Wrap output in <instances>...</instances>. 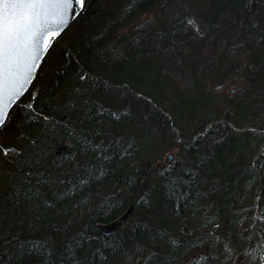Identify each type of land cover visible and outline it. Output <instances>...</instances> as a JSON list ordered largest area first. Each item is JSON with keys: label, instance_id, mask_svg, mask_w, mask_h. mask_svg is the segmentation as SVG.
<instances>
[{"label": "trees", "instance_id": "obj_1", "mask_svg": "<svg viewBox=\"0 0 264 264\" xmlns=\"http://www.w3.org/2000/svg\"><path fill=\"white\" fill-rule=\"evenodd\" d=\"M109 48L122 56L102 62L97 53ZM232 86L235 95L225 92ZM73 126L109 157L87 184L75 179L80 141L64 131ZM0 144L20 153H0V264H125L126 256L132 264L148 228L176 241L170 264L252 256L259 264L264 0H85L10 111ZM38 172L65 182L38 185ZM129 212L111 233L98 230ZM33 243L40 247L29 254Z\"/></svg>", "mask_w": 264, "mask_h": 264}, {"label": "snow or ice", "instance_id": "obj_2", "mask_svg": "<svg viewBox=\"0 0 264 264\" xmlns=\"http://www.w3.org/2000/svg\"><path fill=\"white\" fill-rule=\"evenodd\" d=\"M84 9L85 0H0V129L6 126L13 107L19 106L21 97L24 96L35 79L42 59L55 39ZM188 23H192V21L189 20ZM97 56L103 62L105 57L118 60L122 53L118 49L109 48L97 53ZM79 79L87 81L89 75L81 74ZM77 91L80 90L77 89ZM27 107L33 106L29 104ZM42 119L50 126L59 124L55 117L43 116ZM64 131L68 136H77L80 141L77 154L71 158L72 162L76 164L77 176L75 179L80 184H87L90 180L97 179L98 175H103V169L98 168L96 161L109 159V157L103 152H99L97 155L99 146H93L87 135L80 132L75 126L65 128ZM246 131L253 134L257 132L252 128L246 129ZM35 143L36 141L32 140V144ZM0 153L5 158L10 154L13 157L20 154L16 147L8 148L2 144H0ZM260 155L264 157V153ZM79 157L83 158L79 159ZM168 160L174 162L175 155H169ZM37 163L40 161L38 160ZM166 171L170 172L171 170L166 169ZM26 175L32 176L33 173L29 171ZM36 182L41 186L52 187L55 184H63L65 180L59 176L52 178L51 173H49V177H45L43 172H38ZM169 183L175 185L176 180L171 179ZM40 191L41 189L38 187L35 194L39 195ZM148 233L145 236L144 244L139 247L136 257L132 259V264H142V262L150 264L154 259L157 264H170L171 245H175L176 241L165 240L159 229L148 228ZM23 247L24 244L21 243L20 248ZM39 247L40 245L33 243L29 254ZM70 255L76 257V252L70 251ZM205 255H211V253ZM48 256H52L51 251L48 252ZM128 259L126 256L125 264H128ZM255 259L256 257L252 256L250 264ZM261 259H264V256ZM45 264H51V262L46 261ZM75 264H86V261L81 262L77 259Z\"/></svg>", "mask_w": 264, "mask_h": 264}, {"label": "water", "instance_id": "obj_3", "mask_svg": "<svg viewBox=\"0 0 264 264\" xmlns=\"http://www.w3.org/2000/svg\"><path fill=\"white\" fill-rule=\"evenodd\" d=\"M76 11H79V9H76ZM78 16H76L73 20H72V22L77 18ZM71 22V23H72ZM70 23V24H71ZM69 24V25H70ZM68 25V26H69ZM67 26V27H68ZM67 27H65L64 28V30L67 28ZM63 30V31H64ZM63 31L61 32V34L63 33ZM60 34V35H61ZM58 38V37H57ZM56 38V39H57ZM55 39V40H56ZM53 44H54V42H53ZM52 44V45H53ZM52 47V46H51ZM50 50V49H49ZM48 50V51H49ZM48 53V52H47ZM47 53L45 54V56L47 55ZM44 56V57H45ZM44 57H43V59H44ZM43 59H42V61H43ZM41 64H42V62H41ZM41 64H40V66H41ZM39 71V70H38ZM38 71L36 72V75H35V79H36V77H37V74H38ZM35 79L33 80V82L35 81ZM33 82L31 83V85L29 86V88H28V90L27 91H29V89L31 88V86H32V84H33ZM40 88H41V86L40 85H37L35 88H34V90H33V97H36L37 95H38V93H39V91H40ZM27 93V92H26ZM25 93V94H26ZM24 94V95H25ZM23 97H21V99H22ZM65 150V146H62V147H60L59 148V150H58V154H61L63 151ZM119 223H120V220H116V221H114V222H112V223H105V224H99L98 225V229L101 231V232H103V233H105V234H107V233H110L113 229H115L118 225H119Z\"/></svg>", "mask_w": 264, "mask_h": 264}, {"label": "bare ground", "instance_id": "obj_4", "mask_svg": "<svg viewBox=\"0 0 264 264\" xmlns=\"http://www.w3.org/2000/svg\"><path fill=\"white\" fill-rule=\"evenodd\" d=\"M131 214V212H129V213H126V214H123L122 216H121V218H119V219H116V220H120V223H121V221L123 220V218L125 219L126 217H128L129 215ZM262 219H263V221H264V216L262 217ZM116 220H114V221H116ZM114 221H112V222H114ZM111 221L110 222H107V223H112ZM120 223H119V225H120ZM99 224H105V223H99ZM98 224V225H99ZM239 224H240V228L241 229H243V230H245V229H247L248 227H250V222L248 221V220H246V219H242V220H240V222H239ZM118 225V226H119ZM117 226V227H118ZM98 227V226H97ZM116 227V228H117ZM115 228V229H116ZM99 230V229H98ZM114 230V229H113ZM112 230V231H113ZM100 231V230H99ZM111 231V232H112ZM101 232V231H100ZM110 232V233H111ZM103 233V232H102ZM105 234V233H104ZM107 234H109V233H107ZM232 235H233V233H232V231L230 230V229H226V235L225 236H223V240H225V241H227V240H230L231 238H232ZM205 244V243H204ZM216 244V241H211L210 242V244L209 245H211V246H214V249H217L218 248V246L217 245H215ZM244 251H247V253H249V251L250 252H254V250H247V249H244V250H241V251H239L240 253H242V252H244ZM256 251V250H255ZM243 256H245V253H243L242 254ZM259 264H264V259H260V261H259Z\"/></svg>", "mask_w": 264, "mask_h": 264}, {"label": "rangeland", "instance_id": "obj_5", "mask_svg": "<svg viewBox=\"0 0 264 264\" xmlns=\"http://www.w3.org/2000/svg\"><path fill=\"white\" fill-rule=\"evenodd\" d=\"M235 89V86H232V87H229V88H227L226 90H225V92L226 93H230L231 92V95H235L233 92H232V90H234ZM28 92V91H27Z\"/></svg>", "mask_w": 264, "mask_h": 264}]
</instances>
